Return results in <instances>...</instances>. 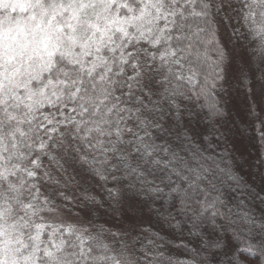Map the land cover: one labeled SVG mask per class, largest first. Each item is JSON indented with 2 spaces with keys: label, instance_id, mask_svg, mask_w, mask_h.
Returning a JSON list of instances; mask_svg holds the SVG:
<instances>
[{
  "label": "snow or ice",
  "instance_id": "obj_1",
  "mask_svg": "<svg viewBox=\"0 0 264 264\" xmlns=\"http://www.w3.org/2000/svg\"><path fill=\"white\" fill-rule=\"evenodd\" d=\"M254 256L264 0H0V264Z\"/></svg>",
  "mask_w": 264,
  "mask_h": 264
},
{
  "label": "trees",
  "instance_id": "obj_2",
  "mask_svg": "<svg viewBox=\"0 0 264 264\" xmlns=\"http://www.w3.org/2000/svg\"><path fill=\"white\" fill-rule=\"evenodd\" d=\"M96 221L97 224H104L105 221H109L111 222V216L107 210V207L105 206V208L100 209L93 217ZM259 257L254 256V257H250L248 258V264H257ZM259 264H264V260H260Z\"/></svg>",
  "mask_w": 264,
  "mask_h": 264
}]
</instances>
